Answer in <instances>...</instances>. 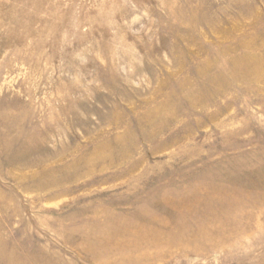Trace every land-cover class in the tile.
I'll list each match as a JSON object with an SVG mask.
<instances>
[{
  "label": "rangeland",
  "instance_id": "rangeland-1",
  "mask_svg": "<svg viewBox=\"0 0 264 264\" xmlns=\"http://www.w3.org/2000/svg\"><path fill=\"white\" fill-rule=\"evenodd\" d=\"M0 264H264V0H0Z\"/></svg>",
  "mask_w": 264,
  "mask_h": 264
}]
</instances>
